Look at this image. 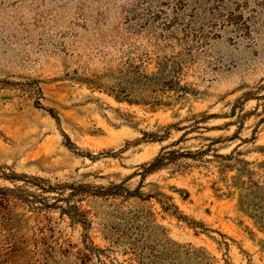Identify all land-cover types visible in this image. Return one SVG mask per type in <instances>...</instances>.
<instances>
[{
	"label": "rangeland",
	"instance_id": "rangeland-1",
	"mask_svg": "<svg viewBox=\"0 0 264 264\" xmlns=\"http://www.w3.org/2000/svg\"><path fill=\"white\" fill-rule=\"evenodd\" d=\"M0 264H264V0H0Z\"/></svg>",
	"mask_w": 264,
	"mask_h": 264
},
{
	"label": "trees",
	"instance_id": "trees-1",
	"mask_svg": "<svg viewBox=\"0 0 264 264\" xmlns=\"http://www.w3.org/2000/svg\"><path fill=\"white\" fill-rule=\"evenodd\" d=\"M182 62L175 57L158 58L156 70L148 73L143 64L129 63L126 68L119 69L121 81L115 90L109 91L118 101H127L130 104H144L152 110L170 106L183 98L191 91L189 84L182 83ZM163 147L160 153L144 165L147 172L155 171L167 165V154L176 152ZM123 182L113 183L105 188L101 195H124Z\"/></svg>",
	"mask_w": 264,
	"mask_h": 264
}]
</instances>
